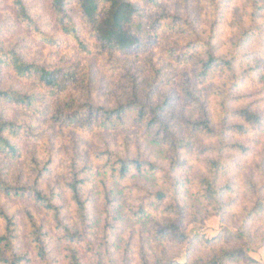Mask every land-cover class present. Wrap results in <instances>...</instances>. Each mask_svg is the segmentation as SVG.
<instances>
[{"label":"trees","instance_id":"1","mask_svg":"<svg viewBox=\"0 0 264 264\" xmlns=\"http://www.w3.org/2000/svg\"><path fill=\"white\" fill-rule=\"evenodd\" d=\"M140 1L152 6L159 4V0H50V3L57 26L64 35L76 41L79 52L88 57L104 59L105 64H113V58L118 52L125 54L142 47L151 35L156 38L158 32L172 39L169 46L164 47L166 59L183 64L186 73L207 84L202 88L194 87L192 90L183 91L182 95L193 100L199 98V95H204L203 89L205 92L211 91L212 98L214 100L218 98L221 102V114L215 118L203 109V119L191 123L188 133H180L157 114V111L169 106L171 97L157 103L153 108L148 101L138 99L135 94L138 86L134 81H131L134 83L133 99L120 103L111 110L103 107L96 109L98 120H101L105 129L109 125H114V121H121L128 113H135L133 122L137 125L146 122L150 115L151 118L145 126L153 145L160 148L165 144L169 147V153H164L165 160L169 161L167 166L152 161L151 157L145 156L142 152L139 153V157H130L109 148L95 152L98 161L105 159L106 168L103 172L109 176V181L105 176L104 180L100 181L106 192L105 211L109 219L103 231L104 245L109 248L113 245L116 247L118 240L114 239V244L111 241L113 232L118 228L124 232L129 224H136L144 227L149 234L147 243L141 245L137 264H178L169 258L168 247L179 245L189 248L195 239L190 240L184 232L187 210L185 203H182V189L186 184L189 189L190 187L195 189L189 192L185 190V193H190L191 197L199 201L207 214L222 215L231 208L232 201L228 200V193L234 189L232 183H223L222 179L231 166L237 164L236 155L253 154L254 157L260 156L258 157L260 162H252L242 167L245 173L242 187L249 204L243 207L242 214L238 216L236 231L231 232L225 228L218 238L206 240L207 244L215 248L196 257L190 264H258L249 257L248 251L258 241L264 245V221L255 228V220L264 217V144L262 145L264 142L254 139L259 147L254 149L256 146L248 141L247 137L250 133L264 135V113L252 108V104L237 109L231 108L233 107L231 105L243 101L244 97L238 93L235 95L236 91L241 86L253 82L254 73H258L255 82L264 81V64L261 63L263 67L259 69L260 64L257 63L260 62L261 55L255 50L248 52L251 45L264 47V22L258 24L257 20L264 15V0H248L250 15L246 13L247 17L236 19L233 23L234 32L224 37L225 39L219 37L221 9L217 10L218 16L212 21L208 31L202 30L200 34L192 22L176 14L165 16L163 23L153 22L151 15L142 12L139 7ZM70 2L77 4L83 21L82 32L77 30L67 11V3ZM11 5L17 23L24 25L23 27L30 33L36 32L40 41L45 40L58 46L57 42L52 40L50 42L51 37L35 25V20L28 12L24 0H12ZM213 15L214 12L211 18H214ZM183 23L184 29L180 30L179 26ZM2 27L0 20V36ZM185 28L191 30V33H187ZM180 32L183 39L190 35L191 40L180 43L179 41L183 40L177 36ZM86 35L96 43L95 49L86 43ZM18 45H5L0 41V82L3 70L7 69L13 72L16 79L28 80L32 86L20 92L10 87L3 89L0 85V196L31 200L49 216L54 232L70 244L82 242L89 251L94 252L95 245L85 233V229H90V220H94L90 223L92 227L98 223L99 218L96 220L88 218L85 211L92 212V204H95L97 199L92 197L83 199L82 187L85 179L81 178V172L87 174L89 169L79 171L77 164H71V167H68L70 177L67 174V178L65 177L61 183L63 187L60 191L61 193L63 188L71 196L70 201L75 206V215L77 214V218L84 225L82 231L73 229L65 223L62 215L65 207L57 205L59 193L54 190L47 192L39 187V183L44 175L50 172L54 162L48 157L46 164L40 169L43 161L39 157L38 144L45 132L40 131L39 123L50 113L56 116L53 117V121L57 120L66 126L83 124L84 121L89 123V120L81 112L83 105L67 94L70 79L67 68L53 70L49 65L26 60ZM250 59L256 62V67H247ZM54 95L58 96V104L52 103L51 96ZM234 102L235 104H232ZM11 109L26 113L27 118L16 115L10 117ZM90 111L93 112L92 107ZM195 135L208 140V145L200 149L193 142ZM190 147L192 152L200 151L199 154L204 159H198V162L201 161L205 165L206 171L183 178L178 176L177 170L184 168L186 162L182 158L185 156L182 152L189 151ZM162 154L160 151L159 156ZM72 161L74 163L75 160ZM22 163L29 164L37 170L35 180L30 186L21 182V176L18 181L11 180L8 172L10 164ZM132 178L152 183L150 186L136 185L138 191L131 192L132 196L128 201H121L120 197L125 189L123 185ZM111 207L114 210L112 214ZM8 213V208L0 206V218L4 221L3 227L0 226V264L30 262L28 253L18 254L19 248L16 246L18 225L13 215ZM26 215L28 218L26 236L33 247L34 260L36 264H49L47 239L50 237V229L48 231L42 222L37 223L29 211ZM119 239L123 240L121 237ZM127 249L125 259L128 253L132 258L131 243L127 244ZM70 251L73 253L74 250ZM132 261L133 258L130 262ZM74 264L81 263L75 260Z\"/></svg>","mask_w":264,"mask_h":264},{"label":"rangeland","instance_id":"2","mask_svg":"<svg viewBox=\"0 0 264 264\" xmlns=\"http://www.w3.org/2000/svg\"><path fill=\"white\" fill-rule=\"evenodd\" d=\"M24 1L28 12L35 20V25L47 36L51 37L49 39L50 42L51 40L57 42L58 46L45 40L40 41L36 32L30 33L23 27L24 25L17 23L14 9L11 5L12 0H0V20L3 25L0 36L1 43L5 45L19 44L20 51L26 60L49 65L53 70L55 68H67V74L70 77L67 84V94L83 105L81 112L89 120V123L84 121L83 124L66 126L57 120L53 121V117L56 116L50 113L46 119L39 123L41 124L39 127L40 131L43 130L45 132L40 144H38V151L41 154H39V157L43 161L40 164V169L46 164L48 157H51L52 161H54L49 170L50 172L44 175L39 187L47 190V192L54 190V192L59 193L57 205H64L65 207L62 214L65 223L73 229L82 231L84 230V225L77 218V214L75 215L76 210L74 204L70 201L71 196L63 188L61 193L60 191L61 187H63L61 183L67 178V174L69 176L68 167H71V164H77L79 171L89 169L87 174L81 172V178L85 179V184L82 187L83 199L92 197L96 198L97 201L92 204V212L85 211V214H88V218L95 220L99 218V221L91 227L90 223H93L94 220H90V229H85V233L93 240L95 245L94 252L97 253L95 255L92 250L89 251L87 246H84V243L72 245L54 232L51 229L52 223L49 216L43 213L31 200H16L13 197L0 196V206L8 208V214L13 215L18 225L16 241V246L19 248L18 254L28 253L31 258L30 262L22 261L21 264H36L33 257V247L26 236V229L28 228L27 211L34 216L37 223L42 222L48 231L50 229V237L47 239L49 264H74L75 260H78L81 264H137L141 253V245L149 240L148 231L144 227L129 224L124 232H121L118 228L111 236L113 244L114 239L118 240L116 241V247L113 245V247L109 248L104 245L102 240L103 231L109 219L105 211L107 203L106 192H104L100 181L104 180V176L109 181V176H106L103 172L106 168L105 159L98 161L95 152L109 148L130 157H139V153L142 152L145 156L151 157L152 161H158V163H163L167 166L169 161H166L164 156L169 153V147L165 144L160 148L153 145L154 143H152L147 134L145 126L151 118L150 115L146 118V122L137 125L133 122L135 113H128L121 121H114V125H109L105 129L102 127L101 120H98L99 115L97 116L96 109L103 107L106 110H111L120 103L130 101L134 98L133 84L135 83L138 86V90L135 93L138 99L148 101L153 108L156 107L157 103H162L171 97L169 106L162 111H157V114L161 116L165 123L174 127L173 129L176 128L180 133L186 134L190 131L189 128L191 127L189 125L191 123L203 119V109L209 115H214L215 118L220 115L221 102H219L218 98L214 100L211 91L205 92L204 89L202 91L204 95H199L197 99L190 100L182 95L183 91L192 90L194 87L202 88L205 84L186 73L183 64L180 65L175 61L166 59L164 47L169 46V42L172 39L164 37L161 32L157 33L156 38L151 35L142 47L137 50L134 49L125 54L118 52L113 58V64H105L104 59L88 57L86 54L80 53L76 41L63 34L56 24L50 0ZM247 1L159 0V4L155 6L140 1L139 7L145 15L152 16L151 20L153 22L163 23L165 16L173 14L182 16L192 22L200 34L202 30H207L211 26L212 21L218 16L217 10L221 9L219 37L223 39L229 36L232 31L234 32L235 26H233V23L236 19L250 15ZM66 8L77 30L82 32L84 30L83 21L76 2L67 3ZM212 12L215 14L212 16L214 18H211ZM257 20L258 24L263 23L264 15ZM193 24L192 27H194ZM182 25L179 26L180 30L181 28L184 29V23ZM187 28H185L187 33H191V30L188 31ZM181 34L180 32L177 36L183 39ZM85 40L89 46L95 49L96 43L90 37L86 35ZM190 40V35H188V37L179 42L183 43ZM254 50L261 55L259 57L260 62L257 61L260 64L258 66L260 69L263 67L261 63L264 64V47L251 45L248 48V52ZM94 51L96 52V50ZM197 55L200 56L199 53ZM246 65L247 67H256V62L250 59ZM257 77L258 73H254L253 82L241 86L236 91L235 95L238 93L244 99L241 102H236V105H231L233 106L231 108L237 109L240 106L252 104V108L264 113V89H262L264 81L255 82ZM131 81H134V83ZM0 85L3 89L10 87L16 91L24 92L32 86V83L28 80H18L12 71L4 69ZM172 92L175 93L172 94ZM51 99L53 104H58V96H51ZM232 104H235V102ZM90 107L93 108V112L90 111ZM9 115L10 117L16 115L27 118L26 113L12 109L9 111ZM186 126L189 127L186 128ZM263 138L264 135L260 136L250 133L247 140L256 146L254 149H257L259 148L257 147V142L253 140L264 142ZM193 140H195L193 142L200 149L208 145V140L198 135H195ZM262 145L258 144V146ZM29 146L31 147L32 145ZM191 148H189V151L185 150L182 152L185 156L182 155L183 157H181L186 163L184 168L177 170L178 176L183 178L196 176L197 173L203 170L206 171L205 165L201 161L198 162V159H204L199 154L200 151L192 152ZM160 151L163 156H159ZM258 157L260 156L254 157L253 154L246 156L236 155L237 164L232 165L227 175L222 179L223 183H232L234 186L233 191L228 193V200L232 201L231 208L222 215L207 214L201 203L188 193L192 190L195 191V189L191 187L189 189V186L185 185L181 191L183 192L181 195L182 203H185L187 210L183 227L185 234L190 240L195 239L189 248L186 246L180 247L179 245L169 246V258L172 261L178 264H190L196 257L204 255L211 248H215V246L211 247L207 244L206 240L218 238L225 228L231 232L236 231L235 227L238 225L239 215L242 214L243 207L249 204L242 187V180H244L242 167L250 165L252 162L259 163L260 159ZM72 160H75L74 163H72ZM234 163L236 162L234 161ZM32 169L29 164H10L8 172L12 177L11 180L18 181L21 176V182L26 183V186H30L35 180L37 171L35 168ZM148 182L137 178L130 179L127 184L123 185L125 189H123V194L120 197L121 201H128L132 193L138 191V186L136 187V185L145 184L150 186L152 182ZM185 190L188 192L185 193ZM113 211L111 207L110 213L112 214ZM263 221L264 217L255 220V228L259 227ZM3 224L4 221L0 218V226L3 227ZM118 235L123 240H120ZM128 243H131L132 262H130L132 259L130 253L127 256L129 261L127 262V258L125 259L126 252H128ZM151 247H149V250ZM70 250H74L73 253ZM248 255L258 264H264V245L260 244L259 241L256 242L248 251Z\"/></svg>","mask_w":264,"mask_h":264}]
</instances>
